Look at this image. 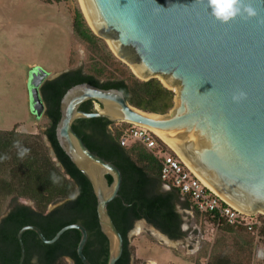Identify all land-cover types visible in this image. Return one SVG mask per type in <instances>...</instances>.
I'll use <instances>...</instances> for the list:
<instances>
[{
    "label": "water",
    "instance_id": "1",
    "mask_svg": "<svg viewBox=\"0 0 264 264\" xmlns=\"http://www.w3.org/2000/svg\"><path fill=\"white\" fill-rule=\"evenodd\" d=\"M84 3L96 32L89 27L107 41L116 57L139 74L141 77L133 71L139 79H159L175 93L174 106L164 115L131 106L117 89L88 83L71 87L61 100L57 140L92 185L99 226L109 241L108 264H116L124 250L123 237L108 210L109 203L119 197L123 176L115 164L85 145L73 128L79 119L102 117L159 130L158 135L208 190L245 214L264 215V0H256L258 17L237 18L230 24L212 17L206 0ZM30 70L29 103L39 118L45 111L40 87L46 79H56L62 73L48 78L49 73L41 67ZM240 91L246 98L234 102L233 95ZM87 101L106 106V110H81ZM107 176H111V184ZM70 229L81 233L77 246L81 262L92 264L84 254L88 231L78 223L63 227L51 239L35 225L21 228L17 235L19 264H24L26 257L23 234L27 230L34 231L45 244H53Z\"/></svg>",
    "mask_w": 264,
    "mask_h": 264
},
{
    "label": "trees",
    "instance_id": "2",
    "mask_svg": "<svg viewBox=\"0 0 264 264\" xmlns=\"http://www.w3.org/2000/svg\"><path fill=\"white\" fill-rule=\"evenodd\" d=\"M72 32L89 53L87 64L45 81L40 90L45 104L44 114L48 118L44 135L61 167L56 165L40 134L16 128L0 130V156L7 154L10 157L0 161V217L7 212L9 199L23 198L34 204V207L17 205L10 215L1 220L0 259H8L10 264H19L17 235L24 226L35 225L46 238L51 239L60 229L74 223L85 226L88 231L84 254L89 261L92 264H108L109 241L99 226L92 185L61 148L56 136L61 100L68 89L83 83L102 89H117L131 106L152 114H167L174 106L175 93L159 79H139L128 65L113 54L106 42L94 34L80 10L75 13ZM94 103L85 102L81 110L94 112ZM114 124L99 117L76 120L73 128L93 153L115 164L123 176L119 197L108 205L124 240L123 254L116 264H134L128 236L138 220L145 219L172 240L180 239L183 232L178 205L192 212L195 220L206 222L216 230L210 255L201 256L205 264H253L255 250L264 248V215L252 217L251 221H256L252 226L245 222L230 223L219 212H200L189 196L172 186L164 191L165 182L160 173L161 154L173 153L172 150L158 137L160 150H149L142 144L121 146L120 133L109 129ZM15 140H20L31 149L23 160L17 157L16 149L12 147ZM53 172L60 177L59 183L51 182L50 174ZM107 178L111 184V176ZM59 202L63 203L49 210L51 205ZM221 205L225 204L222 202ZM80 238L79 230L70 229L55 243L45 244L34 231L27 230L23 234L26 246L24 264H34L31 262L32 255H36L35 264H66V258L74 264H83L77 255ZM259 264H264V259Z\"/></svg>",
    "mask_w": 264,
    "mask_h": 264
},
{
    "label": "rangeland",
    "instance_id": "3",
    "mask_svg": "<svg viewBox=\"0 0 264 264\" xmlns=\"http://www.w3.org/2000/svg\"><path fill=\"white\" fill-rule=\"evenodd\" d=\"M77 10L83 13L89 24L82 0H0V130L16 128L40 134L53 160V150L44 135L48 118L45 114L39 118L33 114L29 103L28 77L30 67L34 66L47 71L48 78L73 68L85 67L89 53L72 32ZM94 108L106 110V106L97 102ZM112 128L116 127L113 125ZM168 189L163 186L164 191ZM57 204L51 205L49 210ZM17 205L34 207L33 202L27 199H9L6 211ZM177 210L182 216L183 232L178 240H166L143 220L135 222L128 236L134 264H197L199 261L205 264L201 256L210 255L215 228L195 220L192 213L183 210L180 205ZM261 260L256 249L253 264H259ZM65 262L73 264L69 258Z\"/></svg>",
    "mask_w": 264,
    "mask_h": 264
},
{
    "label": "built area",
    "instance_id": "4",
    "mask_svg": "<svg viewBox=\"0 0 264 264\" xmlns=\"http://www.w3.org/2000/svg\"><path fill=\"white\" fill-rule=\"evenodd\" d=\"M114 126L116 128L110 126L109 129L111 132L117 130L120 133L121 146L142 144L149 150L159 149L158 136L150 128L130 122H116ZM172 152L161 154L160 173L161 179L165 182L164 185L168 188L172 186L189 196L202 213L219 212L230 223L245 222L252 226L256 222L255 220L251 221V218L257 214L253 216L245 214L208 190L182 159L173 150ZM222 202L225 204L224 206L221 205ZM257 257L264 259V248H257Z\"/></svg>",
    "mask_w": 264,
    "mask_h": 264
},
{
    "label": "clouds",
    "instance_id": "5",
    "mask_svg": "<svg viewBox=\"0 0 264 264\" xmlns=\"http://www.w3.org/2000/svg\"><path fill=\"white\" fill-rule=\"evenodd\" d=\"M203 2V0H202ZM256 0H206V6L210 9V15L222 24H230L237 18L249 20L258 17L259 11L255 7ZM246 98V93L240 91L234 94V102H240ZM16 149V155L23 160L27 157L31 149L24 146L20 140H15L12 145ZM7 154L0 156V161L8 160ZM51 182L56 184L60 182V177L55 172L50 174Z\"/></svg>",
    "mask_w": 264,
    "mask_h": 264
},
{
    "label": "bare ground",
    "instance_id": "6",
    "mask_svg": "<svg viewBox=\"0 0 264 264\" xmlns=\"http://www.w3.org/2000/svg\"><path fill=\"white\" fill-rule=\"evenodd\" d=\"M82 2H83V9H84V13H85V15H86V18H87V21H88V23H89V25H90V27L94 30V27H93V25H92V22H91V20H90V17H89V15H88V12H87V9H86V6H85V3H84V0H82ZM95 31V30H94ZM96 32V31H95ZM134 71V70H133ZM135 72V71H134ZM136 73V72H135ZM136 75L137 76H139V77H141L139 74H137L136 73ZM169 148H171L158 134H159V130H156V129H154V128H150ZM172 149V148H171ZM260 212V211H259ZM261 212H263V211H261Z\"/></svg>",
    "mask_w": 264,
    "mask_h": 264
},
{
    "label": "flooded vegetation",
    "instance_id": "7",
    "mask_svg": "<svg viewBox=\"0 0 264 264\" xmlns=\"http://www.w3.org/2000/svg\"><path fill=\"white\" fill-rule=\"evenodd\" d=\"M40 90H41V87H40ZM162 189H163V187H162ZM24 206V205H23ZM16 206H13V207H11L3 216L4 217H6V216H8V215H10V212L15 208ZM29 207V206H28ZM1 223V222H0ZM181 231H182V224H181ZM29 244H32L31 243V241H29ZM94 252V251H93ZM32 259H31V262L32 263H37V258H36V255H32V257H31ZM0 264H10V260H8V259H5V260H1L0 259ZM74 264V263H73Z\"/></svg>",
    "mask_w": 264,
    "mask_h": 264
},
{
    "label": "crops",
    "instance_id": "8",
    "mask_svg": "<svg viewBox=\"0 0 264 264\" xmlns=\"http://www.w3.org/2000/svg\"><path fill=\"white\" fill-rule=\"evenodd\" d=\"M0 222H1V220H0Z\"/></svg>",
    "mask_w": 264,
    "mask_h": 264
}]
</instances>
